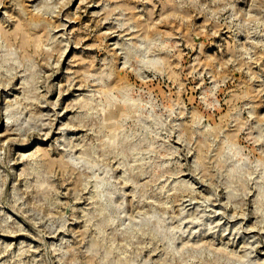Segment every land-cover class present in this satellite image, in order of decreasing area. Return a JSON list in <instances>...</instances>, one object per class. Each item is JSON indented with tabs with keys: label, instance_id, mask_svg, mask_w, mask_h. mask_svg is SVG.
Returning <instances> with one entry per match:
<instances>
[{
	"label": "rangeland",
	"instance_id": "374dc122",
	"mask_svg": "<svg viewBox=\"0 0 264 264\" xmlns=\"http://www.w3.org/2000/svg\"><path fill=\"white\" fill-rule=\"evenodd\" d=\"M0 264H264V0H0Z\"/></svg>",
	"mask_w": 264,
	"mask_h": 264
}]
</instances>
